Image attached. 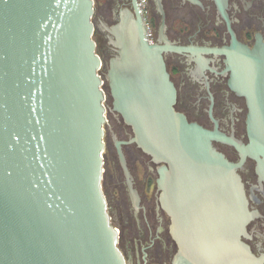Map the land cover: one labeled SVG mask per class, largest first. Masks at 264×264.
<instances>
[{"label": "water", "instance_id": "1", "mask_svg": "<svg viewBox=\"0 0 264 264\" xmlns=\"http://www.w3.org/2000/svg\"><path fill=\"white\" fill-rule=\"evenodd\" d=\"M94 5L0 0V264H127L102 190L108 112L133 133L113 136L122 165L123 143L163 164L159 201L178 248L171 264H262L243 241L255 213L237 169L250 158L264 179V43L220 51L248 108L244 144L175 110L165 47L148 43L138 4L106 27L115 55L104 62Z\"/></svg>", "mask_w": 264, "mask_h": 264}, {"label": "flooded vegetation", "instance_id": "2", "mask_svg": "<svg viewBox=\"0 0 264 264\" xmlns=\"http://www.w3.org/2000/svg\"><path fill=\"white\" fill-rule=\"evenodd\" d=\"M143 1L145 14L141 15L151 25L155 43L165 47L162 56L176 91L175 110L190 123L247 144L246 101L230 89L227 54L220 51L232 42L248 49L264 43V0ZM139 2L103 0L94 8V34H100L106 56L115 55L106 27L116 23L122 9L132 10L133 3L139 6ZM161 25L168 44L159 40ZM105 127V139L113 154L103 193L119 235L118 247L127 264H171L178 248L170 234L171 218L159 201L157 179L163 164L154 163L135 144L123 143L122 165L113 136L119 142H127L133 137L132 130L111 112ZM212 143L228 161L240 162L234 147L219 141ZM237 174L248 209L255 213L246 226L247 238L243 241L264 264V179L250 158L245 159Z\"/></svg>", "mask_w": 264, "mask_h": 264}, {"label": "rangeland", "instance_id": "3", "mask_svg": "<svg viewBox=\"0 0 264 264\" xmlns=\"http://www.w3.org/2000/svg\"><path fill=\"white\" fill-rule=\"evenodd\" d=\"M95 1V8L99 7V4H102V1L103 0H94ZM100 34L98 32H96L94 34V41L96 43V53L101 57V59L104 61V62H108L109 60V56H106L103 52V45H102V42L100 41ZM103 70V68H102ZM105 92L107 93L108 91L105 90ZM109 102V100L107 101V103ZM106 129V127H105ZM104 142L106 144V147H105V150H104V154H103V157H104V180L102 182V186H103V191L105 193L106 191V182H107V177H108V170L110 168V161L112 160V154H113V149L111 146L108 145L106 139L104 138ZM108 200V198H106Z\"/></svg>", "mask_w": 264, "mask_h": 264}, {"label": "built area", "instance_id": "4", "mask_svg": "<svg viewBox=\"0 0 264 264\" xmlns=\"http://www.w3.org/2000/svg\"><path fill=\"white\" fill-rule=\"evenodd\" d=\"M139 7L141 10V14L144 15L145 14V3L143 0H140ZM143 22H144V25H145V28L147 31L146 39H147L148 43L154 44L155 43V35L153 32V29H152L151 25L145 19H143Z\"/></svg>", "mask_w": 264, "mask_h": 264}, {"label": "trees", "instance_id": "5", "mask_svg": "<svg viewBox=\"0 0 264 264\" xmlns=\"http://www.w3.org/2000/svg\"><path fill=\"white\" fill-rule=\"evenodd\" d=\"M104 87H105V90H107V91H108V89H107V85H106V84H105V86H104ZM108 100H109V102H108L107 104H108V105H110V104H111V100H110V98H108V99H107V101H108Z\"/></svg>", "mask_w": 264, "mask_h": 264}]
</instances>
